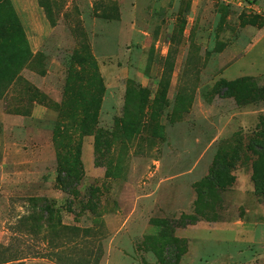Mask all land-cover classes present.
Here are the masks:
<instances>
[{
  "label": "rangeland",
  "instance_id": "obj_1",
  "mask_svg": "<svg viewBox=\"0 0 264 264\" xmlns=\"http://www.w3.org/2000/svg\"><path fill=\"white\" fill-rule=\"evenodd\" d=\"M10 1L33 54L0 98V244L17 252L16 264H63L90 251L96 264H264V196L247 148L264 126V0ZM82 44L104 81L97 122L88 135H60L69 120L32 87L63 102ZM239 79L250 89L242 104L217 89ZM130 83L147 90L139 117ZM179 92L191 103L175 111ZM78 141L79 181L65 191L61 158L72 159ZM238 145L234 180L206 214L195 212L194 184ZM186 216L196 220L176 225ZM58 223L90 231L57 235ZM169 231L179 242L151 238Z\"/></svg>",
  "mask_w": 264,
  "mask_h": 264
},
{
  "label": "trees",
  "instance_id": "obj_2",
  "mask_svg": "<svg viewBox=\"0 0 264 264\" xmlns=\"http://www.w3.org/2000/svg\"><path fill=\"white\" fill-rule=\"evenodd\" d=\"M32 57L33 54L11 1L0 0V98L8 92L14 82L21 79L19 76L20 71L31 61ZM72 58L80 67L79 69H71L69 72L66 82V94L63 102L57 103L51 101L45 94L33 87L32 92L39 96L40 101L44 102V100H46L47 107L57 109L59 113L62 112L60 113V118L69 120L68 124L59 121L61 124H59L55 130L58 134H64L69 128H74L77 130L79 136H85L95 129L101 98L104 92V81L97 70L95 59L87 49V45L82 44L81 51H75ZM169 72L167 73L165 70L159 81L156 99L159 101L160 106L167 103L166 93L169 86ZM74 78H79V81H76ZM217 89H223L224 93L233 96L239 104L245 102L246 97L250 94V89L244 79H239L236 82L222 81ZM133 100L137 102L138 109L136 117H139L144 114L145 103L148 101L147 90L130 83L129 87H127V103L130 105ZM190 103L191 97L184 92H179L175 96L174 110H185ZM151 105L154 107V104L151 103ZM259 128H257L251 137L249 144H247V148L254 155L251 161V181L254 190L256 193L264 196V126L261 125ZM240 148L241 146L239 145L235 147L232 157L233 160L231 161L225 162L218 158L210 167L208 174L194 184L197 194L195 204L199 205V208H197L195 212L201 215L206 214L203 212V209H212L214 204L213 201L219 198L218 191L230 185L234 180V177L230 174V169L234 166V159L237 157L236 154ZM80 154L81 144L80 141H78L75 144L72 159L61 158L62 166L58 171V180L61 184V188L65 191L70 190L77 184V181H79V175L82 169ZM70 177H72V179H70ZM195 220V217L186 216L183 220L177 221L176 225H188L194 223ZM152 222L161 226L163 229L171 226L166 218H154ZM66 230L73 233L75 237L78 235L79 231H81L82 234L88 233L90 228H80L59 223L51 226V231L57 235H60ZM151 238L153 241L157 242H161L165 239L166 242L169 240L179 242L177 238L172 236L170 231L169 236H166V234H159L153 235ZM0 248V264L17 263L16 261L20 257L16 251L2 244H0ZM178 250L181 252L180 249ZM88 253L89 254L86 256H80L77 259L70 257L69 260L65 261L66 263L63 264H96L97 259L92 262L90 258V255H92L91 251ZM55 255L58 256L57 254Z\"/></svg>",
  "mask_w": 264,
  "mask_h": 264
},
{
  "label": "crops",
  "instance_id": "obj_3",
  "mask_svg": "<svg viewBox=\"0 0 264 264\" xmlns=\"http://www.w3.org/2000/svg\"><path fill=\"white\" fill-rule=\"evenodd\" d=\"M238 225H240L241 228H242L243 241H246V240L250 241L251 238H247V237H249V233H248L249 232V227L246 224H243V222L238 224ZM243 234H245V235H243Z\"/></svg>",
  "mask_w": 264,
  "mask_h": 264
}]
</instances>
